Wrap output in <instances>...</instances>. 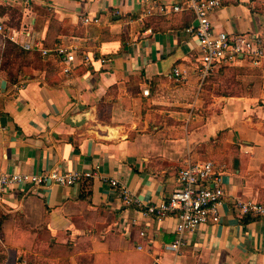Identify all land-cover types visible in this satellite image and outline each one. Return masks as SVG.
Segmentation results:
<instances>
[{
	"label": "crops",
	"instance_id": "1",
	"mask_svg": "<svg viewBox=\"0 0 264 264\" xmlns=\"http://www.w3.org/2000/svg\"><path fill=\"white\" fill-rule=\"evenodd\" d=\"M178 1L0 0L16 44L74 45L93 58L65 73L54 53L7 54L0 34V174L94 173L74 185L10 188L0 202V264H264L262 216L225 204L219 223L186 231L176 252L177 217L145 210L180 187L187 160H214L228 197L264 202V82L243 70L264 77V56L217 67L214 76L237 70L242 93L211 94L218 84L200 79V45L187 32L193 11L146 14ZM210 19L264 46V0H225ZM111 177L144 205H126Z\"/></svg>",
	"mask_w": 264,
	"mask_h": 264
},
{
	"label": "built area",
	"instance_id": "2",
	"mask_svg": "<svg viewBox=\"0 0 264 264\" xmlns=\"http://www.w3.org/2000/svg\"><path fill=\"white\" fill-rule=\"evenodd\" d=\"M225 0H180L176 3H159L151 7L146 14L153 12L166 15L173 12L191 10L196 23L187 28L200 45V79L204 81L220 65H234L243 59H251L258 63L264 56V46L260 38L244 34H229L225 31H216L211 22V14L224 4ZM83 22H97L98 18L82 17ZM0 34L5 39L17 43V37L9 34L5 25L0 23ZM25 50H39L42 55L54 53L63 64V71L70 73L80 64H89L92 57L78 46H67L58 43L53 47H43L29 41L21 43ZM105 61V59H102ZM174 74L182 78L183 72L176 68ZM226 169L214 160L200 162L186 161L180 170L178 182L180 187L160 203H147L145 210L148 214L158 217L175 215L178 219L176 239L170 245L174 251L185 244L184 234L200 225L217 224L221 221L222 210L225 204H230L241 215L264 217V202L253 199L243 200L239 197H228L224 188ZM92 171H59L53 169L43 173L11 172L0 174V202L10 188H17L28 184L46 185L55 182L60 185H74L83 178L93 177ZM106 181L118 189V195L128 206L144 205L132 190L116 178H106Z\"/></svg>",
	"mask_w": 264,
	"mask_h": 264
},
{
	"label": "rangeland",
	"instance_id": "3",
	"mask_svg": "<svg viewBox=\"0 0 264 264\" xmlns=\"http://www.w3.org/2000/svg\"><path fill=\"white\" fill-rule=\"evenodd\" d=\"M5 9L8 12V14L10 15V17L15 21L19 12L12 6H8ZM5 27L8 30V27L7 26H5ZM21 57H25V56H21ZM222 69H225V70L221 76H214L215 74H213L208 78V79L211 78V80L216 81V83L218 84V86H217L218 88L217 87L213 88V86L209 87L211 94H217L218 95L221 93H229V94H231V93L232 94L242 93V91L239 90L240 86L242 85V82H241L242 79L239 80V78H237V70L234 68H225V67H223ZM243 70L245 72H251V73H249V75H252L251 76V77H253L252 79H256L258 81V83L264 82L263 76L256 75V74H258V71L254 70V69H249L248 67H245ZM204 99L207 100V97L204 96ZM263 176H264V171H263Z\"/></svg>",
	"mask_w": 264,
	"mask_h": 264
},
{
	"label": "trees",
	"instance_id": "4",
	"mask_svg": "<svg viewBox=\"0 0 264 264\" xmlns=\"http://www.w3.org/2000/svg\"><path fill=\"white\" fill-rule=\"evenodd\" d=\"M6 41V43H8V45H9V48H8V52H7V54H15L16 56H26L27 55V53H29V51L28 50H25L24 48H22L19 44H16V43H14V42H12V41H10V40H8V39H6L5 40ZM7 45V44H6ZM37 54H38V52H37ZM40 54V53H39ZM4 67H7V63L4 65ZM250 220H252V218H247V222L248 221H250Z\"/></svg>",
	"mask_w": 264,
	"mask_h": 264
}]
</instances>
